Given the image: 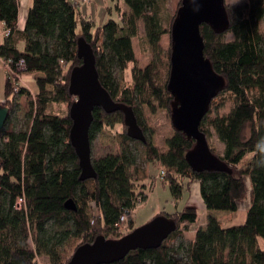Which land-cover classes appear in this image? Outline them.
I'll return each mask as SVG.
<instances>
[{
    "label": "trees",
    "instance_id": "16d2710c",
    "mask_svg": "<svg viewBox=\"0 0 264 264\" xmlns=\"http://www.w3.org/2000/svg\"><path fill=\"white\" fill-rule=\"evenodd\" d=\"M115 1L120 22L110 19L98 26L92 18L82 15L81 5L68 0H33L21 31L20 1L0 0V35L5 30L10 32L7 37L0 36V59L11 62L12 69L23 60L26 69L20 74L35 76L38 87L31 94L21 86L16 96L7 77L6 99L1 102L10 109V115L0 139V264H38L41 257L48 264H68L72 257L65 260L63 249L71 241L82 240V246L94 243L100 236L119 240L139 228L132 222L127 233L117 227L125 211L137 209L139 198L146 202L150 192L147 182L151 179L149 173L138 171L139 178L133 179V172L138 170L133 145L138 141L128 137L123 114L95 109L91 144L104 128L114 127L109 123L114 116L123 119L124 132L118 136L120 154L94 159L97 179L85 182L80 180L79 160L70 143L72 123L47 114L52 105H68L70 112L76 101L69 88L72 70L82 65L78 56L80 39L94 50L102 87L114 102L134 109L147 139L146 144L142 143L145 159L166 172L162 183L169 186L176 201L182 199L185 186L197 181L208 211L235 213L248 198L247 178L251 184V206L243 225L226 228L211 216L206 227L196 232L194 242L188 246L181 242L176 247L178 238L197 224V210L163 212L155 218L173 219L178 226L176 233L159 249L131 252L116 264H264V37L260 30L264 0H248L244 6L235 7L226 4L230 20L227 33L217 35L209 26L201 27L205 57L226 79L227 86L212 101L200 130L208 143L211 131L217 135L225 147L223 156L210 149L232 167V175L194 173L185 157L195 143L175 130L167 140L166 153L152 144L141 107H147L152 114L159 109L170 112L174 100L168 91L171 62L167 64L159 57L145 69L138 68L133 39L138 36L140 22H144L146 40L156 52L167 33L162 17L165 0ZM122 6L128 13L119 12ZM227 35L233 40L227 41ZM130 65L132 87L121 89L115 71L124 74ZM18 96L27 97L30 106L26 125L19 131L11 121ZM220 98L232 103L227 115L214 111ZM21 197L26 204L18 211L15 205ZM69 200L75 202L77 211L66 210Z\"/></svg>",
    "mask_w": 264,
    "mask_h": 264
},
{
    "label": "water",
    "instance_id": "95a60500",
    "mask_svg": "<svg viewBox=\"0 0 264 264\" xmlns=\"http://www.w3.org/2000/svg\"><path fill=\"white\" fill-rule=\"evenodd\" d=\"M203 25L217 35L227 33L230 20L225 0H182L172 26L171 71L168 91L173 97L170 115L173 129L195 143L185 157L194 173H227L233 169L210 149L200 126L210 111L212 101L226 89L227 82L218 75L205 57ZM78 56L82 65L72 70L70 94L76 99L70 108L72 123L69 137L79 160L82 182L97 179L93 165L90 129L96 108L107 114L121 112L129 138L147 143L135 111L125 104L116 103L99 80L93 48L84 39L78 42ZM0 103V139L10 115V109ZM1 166V157H0ZM68 211H77L73 200L65 204ZM176 222L159 216L119 240L98 237L94 243L80 246L68 264H116L137 250L159 249L176 231Z\"/></svg>",
    "mask_w": 264,
    "mask_h": 264
},
{
    "label": "rangeland",
    "instance_id": "374dc122",
    "mask_svg": "<svg viewBox=\"0 0 264 264\" xmlns=\"http://www.w3.org/2000/svg\"><path fill=\"white\" fill-rule=\"evenodd\" d=\"M227 6L235 7V6H244L248 0H225ZM182 4V0H165V6L162 11L163 17V26L167 33L161 38V42L159 44L156 52L152 50L146 40V27L144 22H140L139 24V33L136 38L133 39V47L137 59V66L140 69H145L149 64H151L155 60H159V57L164 60L165 63L168 64L170 62V53L172 47V39H171V26L174 22L175 17L177 16L178 10L180 9ZM93 4H83L81 5V13L84 15H88L89 18H92L98 26H102L108 22V20H114L116 22H120L119 13L116 10V2H111L106 0V3H101L98 5V10L96 13H91ZM104 11V12H103ZM120 13H128L127 8L122 6L119 10ZM261 33L264 37V22L260 25ZM227 41L233 40L231 35L226 36ZM22 50V47H20ZM47 61H53L51 58H44ZM133 66L130 65L127 71L124 74H120L119 71H115V76L117 81L120 84L121 89H125L128 87H132V71ZM7 80V74L4 69L3 64L0 63V103L6 99L5 96V84ZM19 87H26L31 94H35L38 91L37 84L35 82V76L26 74L19 79ZM18 86V85H17ZM15 88V86L13 85ZM17 96V95H16ZM14 112L12 115V124L16 128L17 131L23 129L26 125L27 116L29 114V102L27 97L18 96L14 100ZM226 101V102H225ZM223 101L222 98L218 99L215 103L214 111L220 115H227L232 109V103L228 100ZM225 102V103H224ZM2 104V103H1ZM221 108V109H220ZM47 114L55 116L58 121L69 123L71 122L69 116V106L68 105H52L49 107ZM142 119L144 120L147 128H148V136L152 141V144L159 149L160 152L166 153L167 148V140L170 139L175 131L172 126L171 115L167 110H157L156 114H152L151 111L147 107H141ZM122 118L117 115L110 118L109 123L113 124L114 127L104 128L97 138L92 142V158L99 159L105 157L107 155H119L121 152L120 142L118 140V136L124 132V127L121 125ZM250 129L247 128L246 134L248 135ZM212 135L209 138V144L212 150H214L215 154L222 157L224 154V145L219 141L217 135L214 131H211ZM134 150L137 156V168L135 172H133V179L137 181L139 178L138 172H147L149 173L151 180L147 182V190L150 189L151 197L150 201L147 205H144L137 209L135 216L136 220L134 221L136 227L143 226L145 221L149 218H155L154 215L157 211L165 210L167 214H176L178 212H182L187 207L188 194L184 192V197L180 201H176L174 199L173 194L168 185H164L162 180H159L160 170L163 168H157L155 165H151L147 162L144 155V147L141 142L134 143ZM250 159H247L248 163ZM138 171V172H137ZM156 183V186L154 187ZM247 193L248 198L240 203L239 209L235 213L231 212H222V211H208V210H197L199 219L196 225L192 227L189 226L188 230L183 233V235L178 238L176 242V247L184 242L186 246L192 242L194 234H196V230L199 226H203L207 223L208 215L211 213L214 218L218 219L223 226L229 228L231 226H240L243 225L246 221L247 211L246 209L250 206V192H251V184L249 178L246 179ZM139 187V186H138ZM154 187V188H153ZM149 192V193H150ZM193 196V203L195 207H198V203L200 200L197 199L195 202L193 192L190 193V197ZM201 199V195H200ZM209 214H207V212ZM130 222V221H129ZM129 222L125 227H123L120 231L127 233L129 229ZM82 244V240L71 241L64 249V258L65 260L71 258L75 252V250ZM31 248L33 246L31 245ZM38 264H48V260L44 257L38 259Z\"/></svg>",
    "mask_w": 264,
    "mask_h": 264
},
{
    "label": "crops",
    "instance_id": "0c3cea01",
    "mask_svg": "<svg viewBox=\"0 0 264 264\" xmlns=\"http://www.w3.org/2000/svg\"><path fill=\"white\" fill-rule=\"evenodd\" d=\"M20 1V14H19V19H18V28H19V30H21V31H23L24 29H25V26H26V20H27V16H28V12H29V10H30V8H31V6H32V3H33V0H19ZM108 1H111V2H116L115 0H108ZM106 3V0H89V4H93V8H92V10H91V12L89 13V14H91V13H96L97 12V10H98V5H100L101 3ZM116 5H117V2H116ZM104 12V11H103ZM83 16H86V17H88V15H84V14H82ZM20 47H22V50L21 51H23L24 50V46L23 45H21ZM21 49V48H20ZM0 63L2 64L3 62H2V60L0 59ZM151 180V179H150ZM149 180V181H150ZM185 184L187 185V182L185 181ZM156 186V183H155V185H154V187ZM153 187V188H154ZM186 188H185V193L187 192V196L189 197L188 198V201L189 202H187V207L186 208H197V210H207L206 209V207H205V205H204V203H203V200H202V198L200 199V195H201V192H200V183L199 182H193V183H191L190 184V186L189 187H187V186H185ZM152 191H153V189H152ZM152 191L148 194V196H147V200H146V202L144 203V205H147L148 203H149V201H150V197H151V193H152ZM193 192V195H194V199H195V202L197 201V199H199L200 200V203H198V207H195V205H194V203H193V196L192 197H190V193H192ZM183 197H184V194H183ZM182 197V198H183ZM144 205H142V206H144ZM240 205V204H239ZM141 206V207H142ZM250 206H251V203H250ZM250 206H249V208H250ZM140 208V207H139ZM139 208H137V209H139ZM249 208H247L246 209V211L248 212V210H249ZM137 209L135 210V212H134V214H133V217L131 218V220H130V222H132L133 223V225L135 226V223H134V221L136 220V216H135V213H136V211H137ZM166 213L165 212V210H160V211H157L154 215H156V216H158V215H160L161 213ZM207 212V214H209V212L208 211H206ZM211 216H213L211 213L208 215V218L209 217H211ZM247 217V216H246ZM153 218H149L147 221H145V222H143L144 224H146L147 222H149L150 220H152ZM199 219V218H198ZM235 226V225H234ZM136 227V226H135ZM192 227V226H191ZM206 227V224L205 225H203V226H199L198 228H197V230H196V232L199 230V229H204ZM232 227V226H231ZM195 232V233H196ZM195 235L196 234H194V236H193V240H192V242H194V238H195Z\"/></svg>",
    "mask_w": 264,
    "mask_h": 264
},
{
    "label": "built area",
    "instance_id": "2783aa9c",
    "mask_svg": "<svg viewBox=\"0 0 264 264\" xmlns=\"http://www.w3.org/2000/svg\"><path fill=\"white\" fill-rule=\"evenodd\" d=\"M70 3H72L73 5H83L86 3H89V0H68ZM10 34L9 31H4L0 36H8ZM11 62H7V63H2L4 66V69L6 71L7 77L11 80L12 84L15 86L14 90L16 92V95L18 94V89H19V79L24 76L21 75L20 73L25 72V62L23 60H21L17 66L16 69H12L10 66ZM18 85V86H17ZM166 177V172L164 170H160V174L158 179L159 180H164ZM144 200L142 198H139L138 201L136 202V207L139 208L142 205H144ZM26 201L25 198L21 197L18 198L15 208L18 211H22L25 207ZM135 210H127L125 211V213L120 217V221L119 224L117 225V227L121 230L123 227H125V225H127V223L131 220V218L133 217Z\"/></svg>",
    "mask_w": 264,
    "mask_h": 264
}]
</instances>
